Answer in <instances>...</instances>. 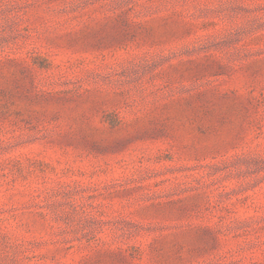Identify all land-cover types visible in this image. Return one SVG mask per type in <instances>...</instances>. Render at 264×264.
I'll list each match as a JSON object with an SVG mask.
<instances>
[{"label": "rangeland", "instance_id": "rangeland-1", "mask_svg": "<svg viewBox=\"0 0 264 264\" xmlns=\"http://www.w3.org/2000/svg\"><path fill=\"white\" fill-rule=\"evenodd\" d=\"M0 264H264V0H0Z\"/></svg>", "mask_w": 264, "mask_h": 264}]
</instances>
